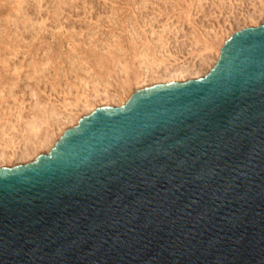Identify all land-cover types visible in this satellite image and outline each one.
I'll return each instance as SVG.
<instances>
[{
    "label": "water",
    "instance_id": "obj_1",
    "mask_svg": "<svg viewBox=\"0 0 264 264\" xmlns=\"http://www.w3.org/2000/svg\"><path fill=\"white\" fill-rule=\"evenodd\" d=\"M0 264H264V21L1 165Z\"/></svg>",
    "mask_w": 264,
    "mask_h": 264
},
{
    "label": "rangeland",
    "instance_id": "obj_2",
    "mask_svg": "<svg viewBox=\"0 0 264 264\" xmlns=\"http://www.w3.org/2000/svg\"><path fill=\"white\" fill-rule=\"evenodd\" d=\"M264 0H0V166L136 88L207 72Z\"/></svg>",
    "mask_w": 264,
    "mask_h": 264
}]
</instances>
